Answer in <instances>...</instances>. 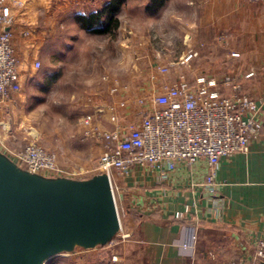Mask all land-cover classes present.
Listing matches in <instances>:
<instances>
[{
  "label": "crops",
  "instance_id": "obj_1",
  "mask_svg": "<svg viewBox=\"0 0 264 264\" xmlns=\"http://www.w3.org/2000/svg\"><path fill=\"white\" fill-rule=\"evenodd\" d=\"M31 6L25 9L22 3L19 8L11 7L14 28H24L33 23L29 19L36 9L78 10L76 1L71 0L51 6L47 3ZM163 7L182 13L180 18L175 16L173 20L175 24L181 22L184 51L172 55L169 50L151 48L148 52L149 59L153 61L151 66L161 65L154 57L157 51H161L166 60L171 61L166 66L171 65V70L178 73L177 65L181 64L180 73L188 74L190 83L198 76H204L215 80L225 94L232 93V85H238L242 94L258 104L262 127L247 152L220 159L215 170L217 197L211 198L199 186L209 172L207 161L201 159L191 166L178 165L163 183L158 182L157 173L151 170L137 169L126 178L114 176L119 209L134 226L133 232L139 235V242L150 250L151 264H224L237 261L251 256L255 244L264 241V0H168ZM42 33L40 30L39 42H31L29 37L30 43L25 50L19 46L23 41L19 42L14 34L15 55L21 61L20 83L27 78L32 79V62L34 64L38 60L36 54L45 40L39 36ZM190 52L197 55L181 63ZM178 59L179 64L173 63ZM42 76L44 81L52 83L49 75ZM226 77H230V85L224 82ZM159 79L163 81V78ZM175 81V78L171 79V82ZM137 84L143 90L151 85L147 78ZM133 111H126L124 124L138 121ZM6 121L0 115L3 127L8 125ZM5 131L8 129L2 132ZM3 143L0 138V152L7 156L12 151ZM138 198L149 202L151 207L136 206ZM186 207L189 212L182 220L185 223H175L174 214L183 212ZM130 210L137 211L139 217H131Z\"/></svg>",
  "mask_w": 264,
  "mask_h": 264
},
{
  "label": "rangeland",
  "instance_id": "obj_2",
  "mask_svg": "<svg viewBox=\"0 0 264 264\" xmlns=\"http://www.w3.org/2000/svg\"><path fill=\"white\" fill-rule=\"evenodd\" d=\"M23 1L25 9L36 3L51 6L64 2ZM71 1H76L78 10L36 9L29 19L33 23L20 29L13 27V34L19 42L23 41V45H19L23 50L29 46V39L39 42L40 30L44 36H39L45 40L36 54L40 67L35 69L32 62V79L27 78L23 83L19 81L20 92L13 96L7 109L0 112L8 124L5 127L0 124V138L12 152L29 143H36L55 154L63 168L85 172L82 178L89 179L94 176L102 144L84 133L82 119L93 109L88 99L97 105H116L121 100L130 101L146 96L150 91L152 93L153 82L159 87L173 83L171 79L174 78L176 81H188V74L180 73L181 64L177 65L178 73L170 66V72L162 75L157 73V67L151 66L153 61L148 55L151 48L169 50L172 55L184 51L181 22L175 24L173 20L182 13L177 14L171 7L165 10L164 5L156 8L153 0H126L114 14L117 25H111L106 34H95L83 31L77 17L101 10L111 0ZM107 19L105 16L103 21ZM33 29L35 32H32ZM156 53L154 57L157 63H161L160 66L171 62L161 51ZM173 63L179 64L180 59ZM20 66L19 59V69ZM44 74L52 78V83L43 80ZM145 78L151 85L143 90L137 83ZM159 78H163V81ZM114 87L118 88V92H111ZM95 124L107 129L106 115L95 119ZM5 128L8 131L2 132ZM119 208L117 202L121 229L108 245L89 250L76 248L46 264H151L150 250L139 242V235L133 232L134 226Z\"/></svg>",
  "mask_w": 264,
  "mask_h": 264
},
{
  "label": "built area",
  "instance_id": "obj_3",
  "mask_svg": "<svg viewBox=\"0 0 264 264\" xmlns=\"http://www.w3.org/2000/svg\"><path fill=\"white\" fill-rule=\"evenodd\" d=\"M22 3L0 0V112L7 109L13 96L20 92L11 7L19 8ZM23 34L27 35V32ZM196 55L190 52L181 63ZM170 66H157V73L168 74ZM33 67L38 69L40 62L35 61ZM224 82L230 85V77H226ZM151 86L152 93L150 91V94L130 101L121 100L116 105H97L88 99L93 109L82 119L84 133L102 144L93 175L108 176L117 208L118 189L114 176L126 178L137 169L151 170L157 173L158 182L163 183L178 165L191 166L204 159L209 172L199 186L211 198L217 197L215 170L220 159L247 152L251 141L260 133L262 125L258 118V104L242 94L238 85H232V93L225 94L215 80L204 76H198L193 83L179 79L159 87L153 82ZM111 92H118V88H112ZM128 110H135L134 116L138 121L126 125L123 118ZM104 115L110 128L102 129L95 124V119ZM7 156L20 169L46 178L84 180L82 176L86 174L61 167L55 154L36 143H29ZM135 203L145 209L150 206L141 198ZM188 212L186 207L183 212L175 213L174 218L183 220ZM261 262H264L263 240L255 244L251 256L224 264Z\"/></svg>",
  "mask_w": 264,
  "mask_h": 264
},
{
  "label": "water",
  "instance_id": "obj_4",
  "mask_svg": "<svg viewBox=\"0 0 264 264\" xmlns=\"http://www.w3.org/2000/svg\"><path fill=\"white\" fill-rule=\"evenodd\" d=\"M120 229L107 175L46 178L0 152V264H46L106 246Z\"/></svg>",
  "mask_w": 264,
  "mask_h": 264
},
{
  "label": "trees",
  "instance_id": "obj_5",
  "mask_svg": "<svg viewBox=\"0 0 264 264\" xmlns=\"http://www.w3.org/2000/svg\"><path fill=\"white\" fill-rule=\"evenodd\" d=\"M125 1L126 0H111L110 3L104 5L101 10L92 12L88 16H78L77 21L81 29L87 33L106 34L111 29V25H117V21L114 19V14L118 11L119 6ZM165 1L166 0H153L156 8L162 7ZM105 16L108 17L107 21H103ZM129 213L135 219L139 217V213L135 210H130ZM173 221L180 224L185 223L182 220H177L175 218H173ZM54 258L47 263H51Z\"/></svg>",
  "mask_w": 264,
  "mask_h": 264
}]
</instances>
